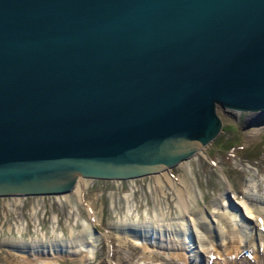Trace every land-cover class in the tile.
I'll list each match as a JSON object with an SVG mask.
<instances>
[{"label": "water", "instance_id": "obj_1", "mask_svg": "<svg viewBox=\"0 0 264 264\" xmlns=\"http://www.w3.org/2000/svg\"><path fill=\"white\" fill-rule=\"evenodd\" d=\"M217 106L264 122V0H0V197L167 170Z\"/></svg>", "mask_w": 264, "mask_h": 264}, {"label": "rangeland", "instance_id": "obj_2", "mask_svg": "<svg viewBox=\"0 0 264 264\" xmlns=\"http://www.w3.org/2000/svg\"><path fill=\"white\" fill-rule=\"evenodd\" d=\"M216 110L218 134L189 159L159 174L128 180L79 177L78 192L0 197V264L23 260L20 250L34 264H264V228L252 227L243 217L250 207L264 209V122L247 111ZM134 224L161 229L162 241L170 237L174 245L143 240L153 252L144 261V245L126 237L129 227L140 232L142 226ZM165 226L173 229L168 232ZM196 230L209 235L211 241L204 245L213 241L216 252L209 262L200 255L188 257L201 247ZM86 231L96 236V244L82 242ZM243 232L246 238L240 240ZM229 236H237L232 243L238 251L227 250ZM184 241L194 251L182 249ZM79 243L88 250V260L81 258L84 252L65 251ZM49 247L62 250L53 257L47 254Z\"/></svg>", "mask_w": 264, "mask_h": 264}, {"label": "bare ground", "instance_id": "obj_3", "mask_svg": "<svg viewBox=\"0 0 264 264\" xmlns=\"http://www.w3.org/2000/svg\"><path fill=\"white\" fill-rule=\"evenodd\" d=\"M217 111V110H216ZM250 116H256L255 114H250ZM260 117H261V115H260ZM197 153V152H196ZM165 171V170H164ZM159 174V173H158ZM152 175H154V174H152ZM81 178V177H80ZM79 179V178H78ZM77 179V181H76V185L74 186V188H73V190H75V192L77 191H80L81 189V186H82V184H81V186H80V181ZM135 179V178H134ZM98 180V179H97ZM128 180V179H127ZM178 181H180V179H177ZM159 182V181H158ZM175 182V181H174ZM84 183V182H83ZM176 183V182H175ZM178 183V182H177ZM180 183V182H179ZM178 183V184H179ZM182 183V182H181ZM177 184V185H178ZM174 185H176V184H174ZM79 186H80V188H79ZM179 187V186H178ZM182 187H184V186H182ZM186 187V186H185ZM184 187V188H185ZM187 188V187H186ZM185 188V189H186ZM158 189V188H157ZM180 189V188H179ZM177 191V190H176ZM71 192V191H70ZM178 192V191H177ZM179 192H180V190H179ZM178 192V193H179ZM185 192V191H184ZM43 196V195H42ZM9 197V196H8ZM11 197V196H10ZM13 197V196H12ZM187 197V196H186ZM248 197V199H250V200H252V198H251V196L250 195H248L247 196ZM250 197V198H249ZM183 198H184V196H183ZM188 198V197H187ZM186 198V199H187ZM185 201V200H184ZM244 202V201H243ZM245 203V202H244ZM247 203H248V201H247ZM242 204V203H241ZM249 205H251V204H249ZM251 208V207H250ZM250 208H248V210H247V212H248V215L246 216H243L245 219H246V217L247 218H249V219H247L249 222H250V224L252 225V227H255V228H264V209L263 208H261V209H250ZM189 212V211H188ZM92 213V212H91ZM215 213V212H214ZM130 214V213H129ZM180 214V213H179ZM188 214V213H187ZM92 215V214H91ZM222 215H227V214H222ZM227 217V216H226ZM207 220V219H206ZM240 220V219H239ZM208 221V220H207ZM212 221V220H211ZM163 222V221H162ZM161 222V223H162ZM204 222H205V220H204ZM126 224H129V223H126ZM194 224H200V221L199 220H196V221H194ZM207 224H208V222H207ZM237 224H238V222H237ZM133 225V224H132ZM134 225H138V226H142V227H140V232H137L134 228H131V227H129V228H127L125 231H127V233H126V237L127 238H129V239H131L132 241H133V243L134 244H140V245H144L143 246V248H144V255H143V259H144V261H145V259H149L150 258V256H151V254H153V252L152 251H147L146 250V243L144 244V241L143 240H149V242H156L160 247L161 246H165L166 244H168V245H170L171 247L174 245H172V238H168V239H165V240H167V243L166 242H164V241H162V232L160 233V231H161V229H159V230H157L158 232H159V234H158V236L157 237H155V236H153V234H151L150 236H149V234H150V232L152 231V233H156L157 231L155 230V229H153V230H151V228H145V226H147V224H134ZM174 225V224H173ZM177 225V224H176ZM87 226V225H86ZM161 226V225H160ZM163 226V225H162ZM171 226V225H170ZM185 226V225H184ZM210 226V225H209ZM89 227V226H88ZM149 227V226H148ZM157 228V227H156ZM165 228V230H167L168 232H170L173 228L172 227H164ZM163 228V229H164ZM203 228V227H202ZM208 228V227H207ZM88 229V228H87ZM86 229V230H87ZM176 229V228H175ZM199 229V228H198ZM163 231V230H162ZM228 231V230H227ZM137 232V233H136ZM228 233V232H227ZM246 235H247V233L246 232H243L242 234H241V236L239 237V239L240 240H242V239H244V238H246ZM107 236H109V235H107ZM172 236V235H171ZM231 236V235H230ZM229 236V237H230ZM235 237H237V236H235ZM234 236L233 237H230V238H232V240L231 239H228L227 240V243H226V248H227V250H229V249H234V251H238V246H236L235 245V243H232V242H234V241H236V238H235ZM82 239H83V241L82 242H86V243H91V244H96V242H97V238H96V236L94 237L89 231H86L85 232V234H84V236L83 237H81ZM195 238H196V241H197V244H199L201 247L198 249V251H195V253H194V255L193 254H191L190 256H188V257H190V259H192V260H195L196 258H197V256H201L202 258H204V260L206 261V262H209L211 259V256H212V254H215V252H216V250H215V247H213L214 246V244H212V242L210 243V246H206V245H204V244H206V242H208V241H211V240H209V235H207V234H205V233H201L200 231H198V230H196V233H195ZM227 238V237H226ZM126 239V238H125ZM142 239V240H141ZM240 240H238V241H240ZM120 241H124V240H120ZM75 242H77V241H75ZM125 242V241H124ZM166 243V244H163V243ZM38 244V243H37ZM82 244H84V243H79V244H74L73 245V247H66L65 249V251H67V252H78V253H81V252H84V253H82L81 254V258L82 259H85V258H87V256H88V250H86V249H84L83 250V248H82ZM181 244H182V249H184V250H188V251H194V250H192L191 249V245L189 246V245H186L185 244V241L184 242H181ZM35 245V244H34ZM49 245V244H48ZM52 245V244H51ZM56 246V245H55ZM232 246V247H231ZM53 247V246H52ZM48 248L47 249V254H51L53 257H55L54 256V254H56V253H58L60 250H62L61 248L60 249H56V248ZM26 248V247H25ZM180 248V247H179ZM196 248H197V246H196ZM237 248V249H236ZM37 249V248H36ZM22 251V256L24 257V259L23 260H18L19 262L17 263V264H34L33 262H32V258H30L31 256H29V255H27V254H25V252H23L24 250H20L19 252H21ZM38 251V250H37ZM42 252V251H41ZM53 253V254H52ZM92 253V252H91ZM202 253H203V255H202ZM204 254H205V256H204ZM34 257V256H33ZM38 257V256H37ZM43 257V256H42ZM214 257V256H213ZM90 258V257H89ZM207 258V259H206ZM40 259V258H39ZM87 260H88V258H87ZM86 260V261H87ZM44 261V260H43ZM85 261V260H84ZM49 261H44V263H48ZM255 263V262H254ZM258 263V262H257Z\"/></svg>", "mask_w": 264, "mask_h": 264}, {"label": "trees", "instance_id": "obj_4", "mask_svg": "<svg viewBox=\"0 0 264 264\" xmlns=\"http://www.w3.org/2000/svg\"><path fill=\"white\" fill-rule=\"evenodd\" d=\"M217 142V141H216Z\"/></svg>", "mask_w": 264, "mask_h": 264}]
</instances>
